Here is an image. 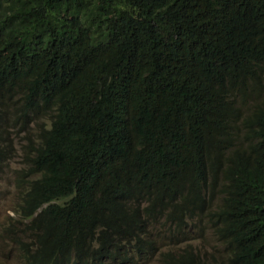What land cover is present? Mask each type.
I'll use <instances>...</instances> for the list:
<instances>
[{"label": "trees", "instance_id": "obj_1", "mask_svg": "<svg viewBox=\"0 0 264 264\" xmlns=\"http://www.w3.org/2000/svg\"><path fill=\"white\" fill-rule=\"evenodd\" d=\"M22 131L24 264H264V0H0Z\"/></svg>", "mask_w": 264, "mask_h": 264}, {"label": "rangeland", "instance_id": "obj_2", "mask_svg": "<svg viewBox=\"0 0 264 264\" xmlns=\"http://www.w3.org/2000/svg\"><path fill=\"white\" fill-rule=\"evenodd\" d=\"M31 132H33L34 135L37 134L38 127H35ZM11 137L14 146L18 150L16 152V157L10 165L12 171H10L7 176L3 175L0 177V190L4 194L3 205L0 209H2L1 214L5 218L11 216L10 211L15 208L19 201V186L15 188L13 170L19 169L23 166L20 147L27 142L28 135L25 132H14ZM175 228L176 227L174 226V229ZM4 230L5 228L0 225V264H24L20 257L17 258V255L21 252L19 247L5 236ZM28 241L29 240H26V242ZM171 247H177V245Z\"/></svg>", "mask_w": 264, "mask_h": 264}, {"label": "clouds", "instance_id": "obj_3", "mask_svg": "<svg viewBox=\"0 0 264 264\" xmlns=\"http://www.w3.org/2000/svg\"><path fill=\"white\" fill-rule=\"evenodd\" d=\"M23 132V131H22ZM11 212V211H10ZM11 216L13 217V213L11 212ZM173 226H175L176 231H177V225L173 224ZM194 242V246L195 245H200L201 247H203L205 250H211V240L210 237H208V239H206L205 241H193ZM213 243V242H212ZM132 254H126V258L131 256ZM118 264V263H117Z\"/></svg>", "mask_w": 264, "mask_h": 264}]
</instances>
